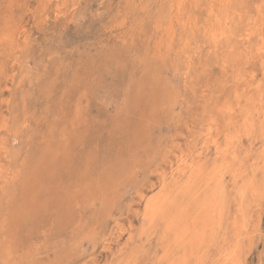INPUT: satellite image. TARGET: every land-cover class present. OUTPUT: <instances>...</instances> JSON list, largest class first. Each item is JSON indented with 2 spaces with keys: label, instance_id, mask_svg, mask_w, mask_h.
<instances>
[{
  "label": "rangeland",
  "instance_id": "374dc122",
  "mask_svg": "<svg viewBox=\"0 0 264 264\" xmlns=\"http://www.w3.org/2000/svg\"><path fill=\"white\" fill-rule=\"evenodd\" d=\"M193 263L264 264V0H0V264Z\"/></svg>",
  "mask_w": 264,
  "mask_h": 264
},
{
  "label": "bare ground",
  "instance_id": "6f19581e",
  "mask_svg": "<svg viewBox=\"0 0 264 264\" xmlns=\"http://www.w3.org/2000/svg\"><path fill=\"white\" fill-rule=\"evenodd\" d=\"M18 24H19V23H18ZM150 204H151V203H150ZM154 204H155V203H154ZM151 205H153V204H151ZM151 205H150V206H151ZM220 205H221V204H220ZM153 207H155V206L153 205ZM159 207L161 208L160 205H159ZM159 207H158V208H159ZM158 208H156V211H157ZM153 210H154V209H153ZM161 210H162V208H161ZM156 211H155V212H156ZM150 212H151V211H150ZM157 212H159V211H157ZM157 212H156V213H157ZM154 214H155V213H154ZM154 214H153V215H154ZM157 214H158V213H157ZM145 215H149V214H145ZM173 215H174V214H173ZM183 216H184V215H183ZM145 218H147V217H145ZM176 218H177V217H176ZM170 219H171V218H170ZM170 219H169V220H170ZM179 221H180V220H179ZM174 222H175V221H174ZM178 224H179V223H178ZM176 225H177V224H176ZM153 229H154V228H153ZM187 231H188V230H187ZM197 232H198V231H197ZM193 233H194V232H193ZM185 234H186V233H185ZM203 234H204V233H203ZM172 243H173V242H172ZM179 247H180V246H179ZM177 249H178V248H177ZM169 251H170V250H169ZM164 253H165V252H164ZM197 256H198V255H197ZM164 258H165V257H164ZM187 258H188V257H187ZM186 263H187V262H186ZM193 264H194V263H193Z\"/></svg>",
  "mask_w": 264,
  "mask_h": 264
}]
</instances>
